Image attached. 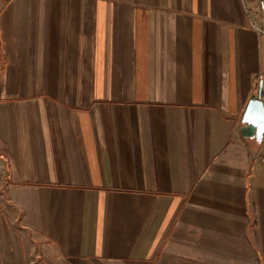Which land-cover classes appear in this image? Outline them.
I'll use <instances>...</instances> for the list:
<instances>
[{
    "label": "crops",
    "instance_id": "1",
    "mask_svg": "<svg viewBox=\"0 0 264 264\" xmlns=\"http://www.w3.org/2000/svg\"><path fill=\"white\" fill-rule=\"evenodd\" d=\"M258 0H0V264H264Z\"/></svg>",
    "mask_w": 264,
    "mask_h": 264
},
{
    "label": "water",
    "instance_id": "2",
    "mask_svg": "<svg viewBox=\"0 0 264 264\" xmlns=\"http://www.w3.org/2000/svg\"><path fill=\"white\" fill-rule=\"evenodd\" d=\"M261 86L262 82H260V88L257 98L251 99L249 101V104L243 116V122L246 124L244 130L254 131L258 139H261L264 131V109L261 99Z\"/></svg>",
    "mask_w": 264,
    "mask_h": 264
},
{
    "label": "built area",
    "instance_id": "3",
    "mask_svg": "<svg viewBox=\"0 0 264 264\" xmlns=\"http://www.w3.org/2000/svg\"><path fill=\"white\" fill-rule=\"evenodd\" d=\"M256 9L261 13H264V0H258ZM264 161V158H263Z\"/></svg>",
    "mask_w": 264,
    "mask_h": 264
}]
</instances>
